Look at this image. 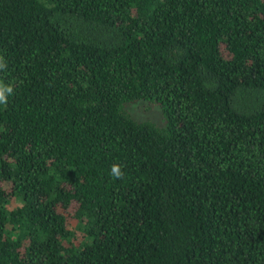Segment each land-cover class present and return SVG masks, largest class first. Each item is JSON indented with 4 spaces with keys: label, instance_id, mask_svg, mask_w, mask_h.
<instances>
[{
    "label": "trees",
    "instance_id": "16d2710c",
    "mask_svg": "<svg viewBox=\"0 0 264 264\" xmlns=\"http://www.w3.org/2000/svg\"><path fill=\"white\" fill-rule=\"evenodd\" d=\"M0 264H264V0H0Z\"/></svg>",
    "mask_w": 264,
    "mask_h": 264
},
{
    "label": "rangeland",
    "instance_id": "374dc122",
    "mask_svg": "<svg viewBox=\"0 0 264 264\" xmlns=\"http://www.w3.org/2000/svg\"><path fill=\"white\" fill-rule=\"evenodd\" d=\"M131 117L136 120L148 119L156 124L162 123V115L157 104L149 103L146 100L136 99L125 105Z\"/></svg>",
    "mask_w": 264,
    "mask_h": 264
}]
</instances>
